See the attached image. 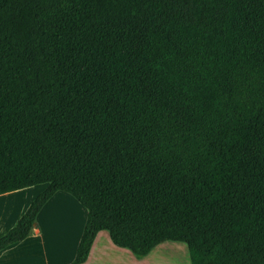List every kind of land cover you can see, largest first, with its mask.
<instances>
[{
  "label": "trees",
  "instance_id": "16d2710c",
  "mask_svg": "<svg viewBox=\"0 0 264 264\" xmlns=\"http://www.w3.org/2000/svg\"><path fill=\"white\" fill-rule=\"evenodd\" d=\"M47 184L147 257L264 264V0H0V194Z\"/></svg>",
  "mask_w": 264,
  "mask_h": 264
},
{
  "label": "crops",
  "instance_id": "0c3cea01",
  "mask_svg": "<svg viewBox=\"0 0 264 264\" xmlns=\"http://www.w3.org/2000/svg\"><path fill=\"white\" fill-rule=\"evenodd\" d=\"M41 185L44 184L0 194V237L19 221L35 199L36 192L32 188ZM46 187L47 184L43 188ZM61 192L65 191L56 192L44 205L25 239L0 250V264H69L74 259L87 212L84 211L85 220L82 221L80 209L76 210V206L75 213L72 216L68 215L66 223L58 220L56 212H62L65 204L63 197L71 198ZM48 216H53L55 220L49 221ZM103 232L98 233L87 261L82 264H130V261L139 264V262L132 261L133 258L129 260L128 254L130 253L113 247L109 233ZM102 235H104V243L100 241ZM105 246L108 249H105Z\"/></svg>",
  "mask_w": 264,
  "mask_h": 264
},
{
  "label": "rangeland",
  "instance_id": "374dc122",
  "mask_svg": "<svg viewBox=\"0 0 264 264\" xmlns=\"http://www.w3.org/2000/svg\"><path fill=\"white\" fill-rule=\"evenodd\" d=\"M45 185L46 184L32 188L36 192V194H35L36 197L43 190H45L43 188V187H45ZM61 193H64V195H68L71 198L65 199V196L63 197V199H64L63 203H65V204L62 207V212H60V211L56 212L58 220H63L64 223H66V221L68 219V215L72 216L73 213H75L74 208L77 206L76 210H77V208L80 209V219H82V221H84L85 219L83 218V216H84L83 213H84V211L87 212V210L81 204H79L77 202V200H75L69 193H67V192H61ZM76 216L77 215H75V217ZM48 218H49V221L55 220L53 218V216H48ZM81 224H82V222H81ZM103 233L107 234L106 231H104ZM100 239H101L100 240L101 243H104L103 242L104 235H102L100 237ZM104 245H106V244H104ZM112 245L115 248H118V249H121L125 252L130 253V254H128L129 260H131L133 258L132 261L139 262V264H190V262H191L187 244L184 242L166 241V242L160 244L159 246H157L147 257H145L143 259L137 258L130 250H128L126 248L117 247L113 243H112ZM105 249H108V248L105 246ZM130 264H134V263L130 261Z\"/></svg>",
  "mask_w": 264,
  "mask_h": 264
}]
</instances>
